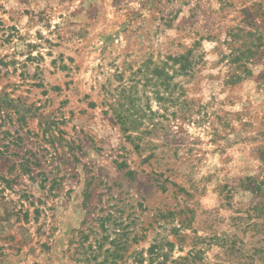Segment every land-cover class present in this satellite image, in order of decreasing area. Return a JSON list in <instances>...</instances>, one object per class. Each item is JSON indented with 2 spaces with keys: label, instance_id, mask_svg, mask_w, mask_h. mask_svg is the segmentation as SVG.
<instances>
[{
  "label": "rangeland",
  "instance_id": "rangeland-1",
  "mask_svg": "<svg viewBox=\"0 0 264 264\" xmlns=\"http://www.w3.org/2000/svg\"><path fill=\"white\" fill-rule=\"evenodd\" d=\"M0 264H264V0H0Z\"/></svg>",
  "mask_w": 264,
  "mask_h": 264
}]
</instances>
